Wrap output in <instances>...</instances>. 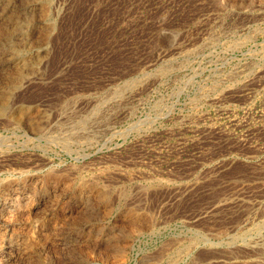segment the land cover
Instances as JSON below:
<instances>
[{
	"label": "rangeland",
	"instance_id": "obj_1",
	"mask_svg": "<svg viewBox=\"0 0 264 264\" xmlns=\"http://www.w3.org/2000/svg\"><path fill=\"white\" fill-rule=\"evenodd\" d=\"M0 264H264V0H0Z\"/></svg>",
	"mask_w": 264,
	"mask_h": 264
},
{
	"label": "bare ground",
	"instance_id": "obj_2",
	"mask_svg": "<svg viewBox=\"0 0 264 264\" xmlns=\"http://www.w3.org/2000/svg\"><path fill=\"white\" fill-rule=\"evenodd\" d=\"M103 198V197H102ZM187 249V248H186ZM188 250V249H187Z\"/></svg>",
	"mask_w": 264,
	"mask_h": 264
}]
</instances>
